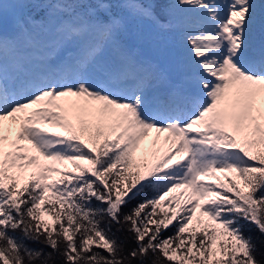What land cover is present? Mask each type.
I'll use <instances>...</instances> for the list:
<instances>
[{
    "label": "snow or ice",
    "instance_id": "snow-or-ice-1",
    "mask_svg": "<svg viewBox=\"0 0 264 264\" xmlns=\"http://www.w3.org/2000/svg\"><path fill=\"white\" fill-rule=\"evenodd\" d=\"M0 264H264V0H0Z\"/></svg>",
    "mask_w": 264,
    "mask_h": 264
},
{
    "label": "trees",
    "instance_id": "trees-1",
    "mask_svg": "<svg viewBox=\"0 0 264 264\" xmlns=\"http://www.w3.org/2000/svg\"><path fill=\"white\" fill-rule=\"evenodd\" d=\"M152 194H153V193H151V192L148 193L149 196L152 195ZM143 198H144V197L142 196L140 199H143ZM174 225H175V222H174V224H173L172 226H170L168 232L165 233V235L171 234L172 229L174 228Z\"/></svg>",
    "mask_w": 264,
    "mask_h": 264
},
{
    "label": "rangeland",
    "instance_id": "rangeland-1",
    "mask_svg": "<svg viewBox=\"0 0 264 264\" xmlns=\"http://www.w3.org/2000/svg\"><path fill=\"white\" fill-rule=\"evenodd\" d=\"M52 131H57V129H52Z\"/></svg>",
    "mask_w": 264,
    "mask_h": 264
}]
</instances>
